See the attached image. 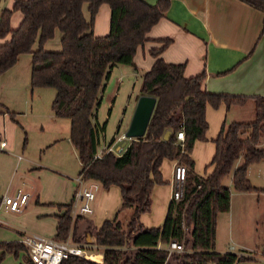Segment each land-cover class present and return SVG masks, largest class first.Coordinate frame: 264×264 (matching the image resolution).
Masks as SVG:
<instances>
[{
	"label": "trees",
	"instance_id": "trees-1",
	"mask_svg": "<svg viewBox=\"0 0 264 264\" xmlns=\"http://www.w3.org/2000/svg\"><path fill=\"white\" fill-rule=\"evenodd\" d=\"M240 1L262 12L264 28V0ZM102 4L110 10L109 29L98 36L93 26ZM169 4L170 0H157L153 5L145 0H13L11 8L1 10L0 74L13 66L20 54L29 53L31 88H53L51 109L55 116L69 120V138L81 164L78 174L102 188H120L122 200L115 217L104 220L93 232L89 221L82 228L83 243L93 236L94 244L102 247V262L71 255L61 264H172L171 259L175 264H241L252 259L230 251L217 252L214 245L217 215L228 211L231 190L256 189L247 169L264 159V147L260 146L264 96L252 97L253 120L221 124L212 139L215 149L209 164L213 168L199 176L191 152L196 140L207 139L206 105H243L250 97L206 91L204 73L186 77L183 63L164 61L160 54L171 39H158L161 45L149 50L154 61L143 72L138 88L140 94L156 99L144 135L131 139L120 152L95 156L105 128L97 121L96 110L110 70L118 64H133L137 48L148 39V31ZM14 11L20 12L21 20L13 28L10 19ZM56 30L61 34L60 49H45L44 43ZM4 111L17 122L14 112L0 102V112ZM180 129L182 142L176 139ZM163 159L186 166L183 198L169 201L160 225L144 227L140 215L150 209L152 188L164 183L160 171ZM227 176H231V188L223 183ZM63 206L64 211L56 215L55 238L64 239L73 227L72 237L80 243L77 223L86 218L72 220L70 202ZM127 208L132 212L122 222L118 215ZM172 239L182 242L184 251L168 255L165 246ZM0 249V259L23 251L21 264H32L21 242H0Z\"/></svg>",
	"mask_w": 264,
	"mask_h": 264
},
{
	"label": "crops",
	"instance_id": "crops-1",
	"mask_svg": "<svg viewBox=\"0 0 264 264\" xmlns=\"http://www.w3.org/2000/svg\"><path fill=\"white\" fill-rule=\"evenodd\" d=\"M145 1L151 5L157 2V0ZM105 5L106 4H102V7L100 6L99 8L104 9ZM83 12L85 17L88 18L89 13L86 5L83 7ZM15 25L16 24L13 25L11 21V27L14 28L17 26ZM106 29L105 26H101L98 23L97 17H95L93 26L94 35H104L107 33L106 31H108ZM147 37L148 39L145 43L137 48L131 66L118 64L110 70L103 92L114 70L119 73V76L116 77L118 83L122 82L121 78L132 73H138L139 71L143 73V71L145 72L148 70L154 61V58L149 54V50L161 45L158 39L168 38L171 39V41L161 52L160 56L166 62L183 63L184 75L186 77L195 76L203 72L204 78L202 85L206 91L250 97L243 105L232 104L226 107L225 103H220L216 108L209 104L206 105L205 116L208 122V129L206 131L207 139L196 140L191 152L196 174L205 176L213 168L212 165L209 164L215 149L212 139L216 137L221 124L223 122L228 123L232 121H251L255 109L252 97L264 96L263 14L261 11L240 0H170L167 10L164 11L158 22L150 28ZM1 42H3V40L0 39V43ZM20 56L21 54L18 56L13 66L0 74V102L14 112L16 111L15 109L19 107L16 103L19 105L20 100L24 99L20 95L22 91L21 86L23 91H25L27 87L26 81H28L30 85V55L29 60L27 59V64L23 66H20L18 63ZM115 84L117 83L115 82ZM139 95L140 93L137 89L132 99L133 101L128 118L125 122L124 131L130 122L136 105V98ZM245 107L247 110L244 109ZM31 108L32 106L30 110ZM245 110L247 113L244 119ZM51 118L55 122L66 120L70 127L69 120L67 118L55 116L52 109ZM10 120L13 121L8 113L5 111L0 112V124L3 126V129H7ZM15 123L19 124L18 121ZM124 131L121 132L120 135H123ZM1 133L2 131H0V134ZM0 139L4 140L1 135ZM67 139L73 150H75L69 138V131ZM123 139L124 137L118 141L121 143ZM130 140L131 139H127L125 145H127ZM59 141L60 138L56 136L52 144H59ZM120 143L117 145L116 150H118ZM5 146L7 147V144H5ZM260 146L264 147V132L260 141ZM124 147H122V149ZM0 156L5 155L0 154ZM39 163L33 159H23L19 155L15 164L7 165L6 176L8 177L4 180L3 178L6 177L5 169L0 165V200L3 194L12 193L17 189H22L30 193L33 188H36V194L32 200H35L38 206L37 211L40 213L39 216L50 217L48 218L50 220L48 222L52 226L50 231L43 230L42 233L44 234L37 235L51 238L55 237L56 233V215L62 213L65 209L63 205L71 201L74 193V185H71L70 190L69 188L65 189L67 192L63 198H58V200L55 201L40 200L39 192L36 187L37 184L33 182L34 178L40 175L42 172L41 170L45 168ZM173 164L174 161L169 159H163L161 163L160 171L164 183L154 185L152 188L150 209L140 215V222L144 227L158 226L164 220L162 217H165L170 201ZM9 166H13L14 168L12 173H10L11 167L9 168ZM15 168L20 169L19 173H22V177L29 180L32 179L31 182L33 184L22 181L21 184H17L15 190L11 191V181L17 172ZM260 171H264V159L251 164L247 169V177L256 189L250 191H236L232 189L228 211L217 215L214 249L217 252H228L229 245L233 244L236 251H242L244 253L243 256L252 258L251 260L241 262V264H264V246H262L264 244H261L264 233L255 230L259 223L263 222L264 224V180L259 179V177L261 178V174H259ZM9 175H11L10 178ZM60 176L64 178V175ZM62 180L66 181V179ZM228 180L231 182V176ZM88 181L93 182L96 185V189L101 188L97 191L98 199L101 204L103 201H108L107 199H109L112 192L116 195V202L115 206L111 207L110 212L104 210L103 214L99 212L100 215L96 213V216L92 214L91 217L80 220L78 222V229L80 230L83 228L86 221H89L93 228H98L104 220L113 219L122 200L120 188L118 186L111 185L108 188H102L97 182L92 180ZM28 185H30V187ZM23 212L24 211L9 212L0 208V242L21 241L22 236L26 234L22 228L27 225L23 224L19 219L18 222H15L14 219L17 220L18 217L16 218L15 215L20 216ZM124 212H126L127 215L123 216ZM131 212L132 209L130 208L123 210L118 215L119 220L125 222ZM87 241L89 244L84 243L85 245H83L86 249L91 251L87 253L89 255L98 256V259L92 260L102 262V247L95 245L92 238H88ZM19 255H22V260L19 262V264H21L23 262V251H20L15 257H19Z\"/></svg>",
	"mask_w": 264,
	"mask_h": 264
},
{
	"label": "rangeland",
	"instance_id": "rangeland-1",
	"mask_svg": "<svg viewBox=\"0 0 264 264\" xmlns=\"http://www.w3.org/2000/svg\"><path fill=\"white\" fill-rule=\"evenodd\" d=\"M12 1L13 0H0V13L3 8H11ZM104 9L99 8L95 17H97L98 23L101 26H105L107 28L106 30H108L109 7L107 4L105 5ZM19 20L20 12L14 11L11 15L10 24L12 21L13 25H17L19 23ZM33 47L36 48L37 44L35 43ZM43 47L47 50H59L60 32L56 30L54 36L51 39L47 40L44 43ZM29 55L30 54L28 53L21 54L18 60L20 66L27 64ZM142 74V71H139L138 73H132L126 77L121 78L122 82L118 83L116 77L119 76V73L116 72V70L112 72V75L107 82V86L105 88V91L103 92L102 99L96 111L98 121L101 124H105L104 132L102 135H100V143L98 148L102 147L104 144H111L113 151L117 152L116 147L120 143L117 137L121 132L124 131L125 122L128 118L130 107L133 101L132 99L135 96V92L139 88ZM26 82L27 87L25 91H23L21 86L22 91L20 93V95L24 99L20 100L19 105L18 103H16L17 106H19L15 109L16 111L14 112L7 107L8 110L14 112V117L21 126L11 120L7 129H3V126L0 124V131H2L0 135L2 136V138H4L5 144H7V147L5 146L3 148H0V154L5 155L0 156V165H2L5 169L6 176L7 165L15 164L16 159L19 155L23 159H33L38 163L40 161L39 164L44 166L45 168L41 170V174L35 177L33 180V182L37 184L36 187L39 192V199L55 201L58 200V198H63L65 196V193L67 192L65 189L69 188L70 190L72 184L74 185V191L76 190L78 185L75 180L79 175L78 173L80 170V163L76 151L73 150L71 144L69 143V140L67 139L69 131L68 122L66 120L55 122L51 118V102L53 100L55 90L50 87H39L31 89L29 82ZM115 82L117 84H115ZM31 106L32 108L30 110ZM244 109L247 110L246 107ZM246 110L244 112V119L246 118ZM254 117L255 109L252 120L254 119ZM56 136L57 138H60L59 144H52ZM173 161L174 163L177 162V160ZM13 166H9V168L11 167L10 173H12L14 170ZM15 169H17V172L15 173L11 181V191L15 190L17 184H21L22 181H27L28 184H33L31 182L32 179L29 180L22 177V173H19V168ZM259 174H261V178L259 177V179L264 180V171H260ZM60 175H64V178ZM7 177L8 176L4 177L3 180L7 179ZM10 177L11 175H9V178ZM62 179H66V181H63ZM228 179V176L225 177V179H223V183L231 188V182H229ZM88 183L90 182H85L84 184L88 185ZM28 186L30 187V185ZM100 189L101 188H97L96 190H94L93 188L95 199L91 202V206L93 207V214L95 216L96 213L97 215H100L99 212L103 214L104 210H106V212H110L111 207L115 206L116 202V195L112 192V194H110L109 196V199H107L108 201H103L101 204L99 202L97 192ZM35 194L36 188H33L30 192L29 203L22 210L24 212L20 214V216L15 215L16 218H18L17 220L14 219L15 222H18L20 220L23 224L27 225L22 229L24 230V233L30 235L44 234L42 233L43 230L50 231L52 228L51 224L48 222L50 221L48 219L50 217L39 216L40 213H38L37 211L38 206L36 205L35 200H32V198L35 197ZM125 215H127L126 212H124L123 216ZM91 216L92 215L86 217L83 216V218H88ZM79 221L80 220H78V222ZM256 227L257 228L255 230L260 231V233H264L263 222L259 223ZM77 231V238L80 240V244L85 245L82 241L84 237L83 229H78ZM91 231L93 232V226H91ZM72 232L73 227H70L69 235L71 239L74 240L72 237ZM91 238L92 240L94 239L93 236L89 237V239ZM261 242V244H264V238ZM86 244H89V242H87ZM85 251L88 252L89 249L85 248ZM21 257L22 255H19V257H15L13 254L7 253L4 254L0 259V264H19L20 260H22ZM175 262V260L171 259L172 264H175Z\"/></svg>",
	"mask_w": 264,
	"mask_h": 264
},
{
	"label": "built area",
	"instance_id": "built-area-1",
	"mask_svg": "<svg viewBox=\"0 0 264 264\" xmlns=\"http://www.w3.org/2000/svg\"><path fill=\"white\" fill-rule=\"evenodd\" d=\"M123 137V135H119L117 139L120 140ZM176 139L179 142L183 141L184 133L182 129L176 132ZM3 147H5V140L0 139V148ZM108 151H113L112 147L104 144L97 149L95 156L101 157ZM186 173L187 169L184 164L180 162L173 164L170 200L178 202L183 198ZM75 181L78 186L72 195L69 206L72 220L77 216L86 217L93 214L94 210L91 206V202L95 198L94 190L96 188L93 182L85 185L84 183L89 181L84 180L80 175H78ZM29 200V192L17 189L12 193H5L2 195L0 208L9 212H20L27 206ZM182 226H184V224H182ZM20 242L23 244L25 252L32 264H61L63 260L71 255L91 259L88 257L89 254L85 251L84 246L72 240L69 233L64 239L25 234L22 236ZM165 249L168 255L172 252L180 253L184 251L183 244L174 239L168 242ZM228 250L236 253L238 256H243L244 254L242 251H236L233 244L229 245Z\"/></svg>",
	"mask_w": 264,
	"mask_h": 264
},
{
	"label": "water",
	"instance_id": "water-1",
	"mask_svg": "<svg viewBox=\"0 0 264 264\" xmlns=\"http://www.w3.org/2000/svg\"><path fill=\"white\" fill-rule=\"evenodd\" d=\"M155 100L154 96L145 94H140L136 98V105L130 122L123 133L124 139L121 141L117 152L122 150V147L125 146L127 139H135L144 135L155 105Z\"/></svg>",
	"mask_w": 264,
	"mask_h": 264
},
{
	"label": "bare ground",
	"instance_id": "bare-ground-1",
	"mask_svg": "<svg viewBox=\"0 0 264 264\" xmlns=\"http://www.w3.org/2000/svg\"><path fill=\"white\" fill-rule=\"evenodd\" d=\"M88 257H90L91 259H98V256L96 255H89Z\"/></svg>",
	"mask_w": 264,
	"mask_h": 264
}]
</instances>
